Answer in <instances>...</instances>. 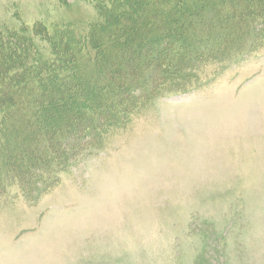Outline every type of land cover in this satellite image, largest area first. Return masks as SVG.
<instances>
[{
  "label": "rangeland",
  "instance_id": "rangeland-1",
  "mask_svg": "<svg viewBox=\"0 0 264 264\" xmlns=\"http://www.w3.org/2000/svg\"><path fill=\"white\" fill-rule=\"evenodd\" d=\"M140 2L0 0V42L17 39L14 56L0 52V264H264V31L235 60L167 88L199 81L186 95L134 111L130 87L106 89L135 85V65L152 56L142 43L113 69L126 31L216 32L220 13L237 7L245 23L264 0H203L165 27L172 3ZM92 32L97 65L80 47ZM99 102L111 106L91 128ZM63 129L59 159L44 160L37 145ZM24 157L38 166L23 170Z\"/></svg>",
  "mask_w": 264,
  "mask_h": 264
},
{
  "label": "trees",
  "instance_id": "trees-1",
  "mask_svg": "<svg viewBox=\"0 0 264 264\" xmlns=\"http://www.w3.org/2000/svg\"><path fill=\"white\" fill-rule=\"evenodd\" d=\"M122 1L125 2L126 0H122ZM139 1H141L140 3H142V4L146 3V4H150V5H155V6H158L160 4H167L170 2L172 3L171 7H169L167 9L166 13H164L165 15H167L165 17V20L163 21L164 23L162 24L164 27L167 26L168 20L173 21V20L181 19V21L182 20L185 21V18H187V17H185L182 14L184 12L189 13V11H188L189 6H196L197 4H202V7H203V4H204V3H202L203 0H199V1H195V0L194 1L193 0H159V1L132 0V2H139ZM188 4H190V5H188ZM248 5H249V8L250 7L251 8L248 11V6H246L247 7L246 11L250 12V11H252V6H251V4H248ZM211 7L219 10L218 6H216V7L211 6ZM236 11L239 12V14H244L243 11L240 9H237V7L232 9V13H231V11H230V13H228V12L220 13L221 18H223L224 16L225 17L221 21L219 20V22H224V21L226 22L227 21L228 23L221 25L218 28H214L216 30V32H214V30H211V31H208L207 34L206 33L204 34V32H202V33L196 35L195 33L189 32L184 28H183V30L180 28H176L172 31L168 30V31L158 32V33L150 35V36L149 35L148 36L143 35L142 36L143 39L135 38L136 40H134V39H130L129 35L127 34L128 32L126 31L125 33H123L125 36L124 40H120L117 44L122 43L124 45L126 43V44H129V47L123 53L122 56H119L117 58V61H115V59H112L111 64L113 66V69H114V67L118 68L119 67L118 62L122 63L123 61H125L129 54H133V53L139 51L141 48H143L144 46L140 47V44H142V43H144V45L147 44L148 46H150L147 48L148 51L144 49L143 52H146V53L151 52L152 56L150 58H146L144 60V62L141 63L140 65H135V67H137L136 68L137 72H135V74H133L131 77H129V78L133 77V79L137 82L135 85L128 86L126 84L122 88L121 87L116 88V87L111 85V86H108L106 88L107 91L109 92L112 90V91H115L116 93H126L125 95H127L128 87H130L131 88L130 91L133 93H136V98H135L136 103L134 104V106H136L137 104H138V106L135 107L134 111H137L139 108L141 109L142 106H140V105L146 104L147 100L151 101V100H155V98H157L158 96H162V95L167 94V93H174V92L183 91L187 86L180 88V87H182V85H179L178 86L179 89H177L178 91H174L173 89H167V88H169L171 85H177L179 83H188L189 80L191 79V76H193V77L195 76V71L197 69H199V67H203V66H206L209 64H213L215 62L221 61L222 59H224L228 62L235 60L239 56V53H241L247 49V47L242 46L244 43H246L247 40L250 42L248 44V48L250 50H252L253 46H255L257 44L254 40L259 39L258 34H259L260 30L262 29L264 31V10L259 12L256 15L253 13L251 16H255V18H250V20H247V22H245V23L242 22V20H240L238 17H236L237 16L235 14ZM197 13H199V11ZM108 15H110V14H108ZM123 15H130V11L124 10ZM199 15H201V14H199ZM231 15L235 16L233 18V20L230 19ZM251 16H249V17H251ZM192 17H194V16L191 15L190 18H192ZM111 18H112L111 15H110V18L106 17L107 20L104 23L105 24L109 23L111 21ZM127 25L128 24H126L125 27H127ZM156 25H158V24H156ZM240 25L242 26L241 28H243V34L240 31V29H238V30L234 31L233 34L231 35L232 32H230V30H231L230 27L237 28V26H240ZM205 29H207V27H205L203 30H205ZM152 30H153V27H152ZM236 32H238V33H236ZM248 33H251V37L249 39H246L244 36H242V35L246 36ZM190 35H191V37H189ZM91 36H92V41L89 43V41H86L85 39H83L80 41V47H82V48H84L85 46L88 47V50L85 52V54L88 57L92 58L94 60L95 64L97 65L98 60L95 61V58L100 57V55H99V51H97V49L94 47V40H97V42H98L99 39L96 38L97 34L95 35V32H92ZM186 38H193V39H192V41H189ZM223 38H226V39L222 40ZM251 38H253V39H251ZM13 41H14V43H17L16 42L17 39L15 41V38H12L9 42V43H12V46L10 47L8 45H5V48L2 45V43L0 42V47H3V48H0V52L2 51V55L6 54V53L8 54L10 52L11 54H9V57L12 55L14 56L13 49L17 50V46L15 44H13ZM142 41H144V42H142ZM24 45H25V43H24ZM90 45L92 46V48H90ZM132 46H134V47H132ZM79 50H80V48H79ZM164 56H166V59H167L165 61H163V59H162V57H164ZM0 64H1V62H0ZM95 64H94V66H95ZM106 66H109V63L106 64ZM59 67H60L59 64L54 65L55 69H57ZM147 70H149V72L144 74V72H146ZM158 72H160L159 73L160 75L155 80L153 75H154V73H158ZM137 75L140 76L138 78V80L136 79ZM158 80H159V84L156 85L155 83ZM203 81H205V80H203ZM198 82H196V83L198 84ZM149 92H151L152 94L149 95ZM141 99H144V103L139 102ZM110 106H111L110 103L106 105V104H102L100 102L92 105L91 108L94 107L93 109H96V114H94V115L92 114V115L88 116L86 123L90 122V120L92 119V121H95V123L90 122V125H91V128H94L96 126V122L98 120L97 118H100V115H102V113L104 111H106L107 108H110ZM98 110H100V111H98ZM107 112H108V110H107ZM104 113H106V112H104ZM120 114H121V112L119 111V114L115 115V117L111 121V125L112 124L115 125L117 123L120 124V119L117 118ZM79 118L80 117L76 118L77 122H78ZM70 123H71V121H69L68 124H70ZM63 127H64V125H61L60 129H62ZM60 129H58V130H60ZM58 130L56 131L57 133L55 132L53 134V136H49V137L47 136L43 140V145L39 143V146L42 145L41 147H39L38 145L36 147L37 149L39 148V149L43 150V153H38L39 156L45 155V154H48L49 152H51L52 156L47 157V158H46V156H44V160L48 159L49 161H54L55 156H56V152H59L57 147L61 145L63 138H64V137L63 138L60 137V132L64 135L65 129L59 131V133H58ZM33 133L36 134L35 131H33ZM0 140H1V138H0ZM26 142L27 141H24L23 144L15 147V150L18 148L21 149L23 146H26L27 148H29L30 145L29 144L26 145ZM60 153H61V151H60ZM24 160H25V162L20 166V168L22 167L23 170L30 169L31 167H32V169L34 167H37L38 166L37 162L40 161V160L36 161L37 159H35V158L30 159L28 157H24ZM52 169H53V167L49 170L52 172ZM6 170L9 171L8 168H6ZM17 171L21 172V170H19V167H17ZM54 180L55 179H53V181Z\"/></svg>",
  "mask_w": 264,
  "mask_h": 264
}]
</instances>
